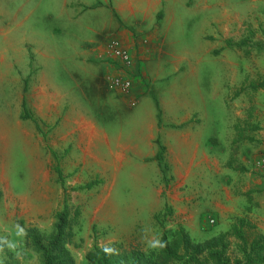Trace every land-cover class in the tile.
<instances>
[{
    "label": "rangeland",
    "instance_id": "obj_1",
    "mask_svg": "<svg viewBox=\"0 0 264 264\" xmlns=\"http://www.w3.org/2000/svg\"><path fill=\"white\" fill-rule=\"evenodd\" d=\"M187 4L193 7L194 1ZM17 6L18 0H0L6 15H0V72L7 73L0 79V124L6 126L0 139V264H41L26 243V230L48 236L64 206L73 232L67 248L75 264H87L85 255L93 247L156 252L162 233L170 237L178 225L200 242L246 218L264 235V89L249 87L264 79V0H201V11L178 3L171 10L175 29L167 41L179 56L199 58L197 71L162 70L166 75L151 94L158 100H190L197 109L204 102L206 113L191 120L202 127L203 159L192 158L189 134L166 146L160 131L152 157L139 160L129 153L113 175L107 169L103 176L101 161L91 159L95 147L79 126L84 111L101 129V92L95 89L100 71L84 51L86 38L94 35L89 29L109 19L106 10H101L105 15L73 10L77 16L69 17L52 7L20 28ZM52 87L63 94L52 97ZM23 101L32 119L20 118ZM155 109L160 118V107ZM120 115L126 130L133 112ZM252 125L259 129L251 131ZM236 126L256 141L235 143ZM160 145L162 168L156 159ZM143 146L139 141V149ZM164 207L172 213L161 225L154 216Z\"/></svg>",
    "mask_w": 264,
    "mask_h": 264
},
{
    "label": "crops",
    "instance_id": "obj_2",
    "mask_svg": "<svg viewBox=\"0 0 264 264\" xmlns=\"http://www.w3.org/2000/svg\"><path fill=\"white\" fill-rule=\"evenodd\" d=\"M187 1L189 0H18L17 13L20 21L17 23L20 28H25L27 23L33 24L32 16H41L42 11L46 12L52 7L53 9L59 8L60 12H64L65 16L69 17L77 16L75 12L79 10L92 15H101V12L105 15L106 10V16H109L108 20L104 17L102 26L97 30L87 28L94 35L86 38L88 45L84 51L85 57H88L89 61L96 62L98 71H100L98 77L101 80V87L97 84L95 89L101 92V129L93 119L87 117L84 111L79 126L83 128L82 133L88 135L87 143L92 142L95 147L93 150L95 156H91V159L101 161V176L106 174L107 169L113 175L114 170L121 166V162L129 159V153L136 154L139 160L152 157L155 153L153 142L159 137L160 131L162 143L166 146L174 143L175 138L179 141L180 136L189 134L193 139L190 144L193 145V149L190 150L192 158L199 156L203 159L198 147L201 144L202 127L192 123L191 120L195 119V115L206 113L204 102L197 109L195 103L190 100L184 102L177 97H172L171 100L169 98L158 100L151 94L155 84L162 81L166 75L162 73V70L170 68L171 73L178 74L180 68L183 67L190 75L197 71L195 65L199 58L189 59L188 56H179L171 47L172 41H167L171 30L175 29L170 27L175 22V16L171 10L173 11L177 3L182 4L184 8L193 9V12L201 11L198 8L201 0H193V7H190ZM0 15L5 14L0 13ZM10 17L11 21L15 19V15ZM200 32L199 36L202 38L203 29ZM112 43L119 44L120 48L127 51L132 58L130 70L134 72L136 79L128 92H122L111 84V79L120 73L122 63L113 55ZM3 60L1 56L0 62ZM6 74L3 71L0 72V79L4 80V75L7 77ZM52 89V97L57 98L58 95L63 94H59L53 87ZM39 94L46 96L44 92H39ZM214 95L216 100L218 93ZM144 97H149V99ZM50 102L52 103V100ZM55 102L58 103L57 100L53 101L54 104ZM154 104L160 107V118L157 117ZM123 110L133 112L130 123L126 124L127 127L125 126L126 130L122 126L123 118L120 115ZM69 112L72 113L73 109ZM71 113L67 116L68 122L72 118ZM186 123L188 125L185 127ZM106 125H108L107 128ZM71 127L76 129L73 125ZM4 128L6 126L0 124V139L4 138L2 136V133L6 132ZM179 128L188 130L187 132L183 130L181 133ZM123 129L126 133L122 131ZM73 132L72 130L70 133ZM139 141L144 144L140 149ZM181 145L184 146L185 141H182ZM99 146H101V151ZM179 156L181 159L185 158L184 149L179 152Z\"/></svg>",
    "mask_w": 264,
    "mask_h": 264
},
{
    "label": "trees",
    "instance_id": "obj_3",
    "mask_svg": "<svg viewBox=\"0 0 264 264\" xmlns=\"http://www.w3.org/2000/svg\"><path fill=\"white\" fill-rule=\"evenodd\" d=\"M227 45L230 42L227 41ZM252 91L264 89V79L249 84ZM237 94V93H236ZM21 119H32L22 102ZM237 132L234 142L246 140L256 141L253 136H245L244 130L236 126ZM258 125H252L251 131L258 130ZM164 146H159L156 154L158 165L162 168ZM229 168L241 172L246 171L243 166ZM59 180L61 174L58 168ZM94 183L85 187L90 189ZM171 210L164 207L163 213L154 216L161 225ZM53 230L48 236H43L34 228L26 230V243L37 254L41 264H75L67 248L71 242L73 232L67 206L56 212ZM161 217L163 219L161 220ZM87 264H264V235L246 218H238L227 232L220 233L204 241H194L182 225H178L170 237L164 231L159 240L156 252H145L138 247L122 249L118 247H93L85 255Z\"/></svg>",
    "mask_w": 264,
    "mask_h": 264
},
{
    "label": "built area",
    "instance_id": "obj_4",
    "mask_svg": "<svg viewBox=\"0 0 264 264\" xmlns=\"http://www.w3.org/2000/svg\"><path fill=\"white\" fill-rule=\"evenodd\" d=\"M112 50L113 55L122 63L120 65V73L111 79V84L122 92H128L136 79V75L132 74L130 70L132 61L127 51L118 49L116 43H112Z\"/></svg>",
    "mask_w": 264,
    "mask_h": 264
}]
</instances>
